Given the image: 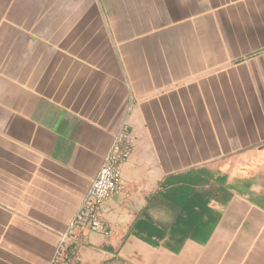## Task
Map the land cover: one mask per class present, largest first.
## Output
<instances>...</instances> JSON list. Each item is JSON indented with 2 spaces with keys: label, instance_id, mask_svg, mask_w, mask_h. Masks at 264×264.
<instances>
[{
  "label": "crops",
  "instance_id": "obj_1",
  "mask_svg": "<svg viewBox=\"0 0 264 264\" xmlns=\"http://www.w3.org/2000/svg\"><path fill=\"white\" fill-rule=\"evenodd\" d=\"M68 232L79 264H264V0H0V264Z\"/></svg>",
  "mask_w": 264,
  "mask_h": 264
},
{
  "label": "built area",
  "instance_id": "obj_2",
  "mask_svg": "<svg viewBox=\"0 0 264 264\" xmlns=\"http://www.w3.org/2000/svg\"><path fill=\"white\" fill-rule=\"evenodd\" d=\"M133 152L130 132L123 128L115 137L113 146L106 156L98 175L92 182L85 202L75 217V224H83L82 230L107 233L102 218L104 202L115 194L122 180V166ZM82 237L79 233L61 235L50 264H79V248Z\"/></svg>",
  "mask_w": 264,
  "mask_h": 264
}]
</instances>
